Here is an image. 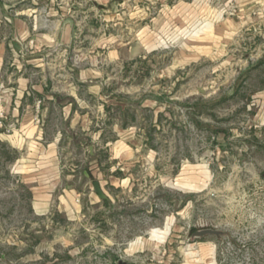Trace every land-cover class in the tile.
Returning a JSON list of instances; mask_svg holds the SVG:
<instances>
[{"label":"rangeland","instance_id":"374dc122","mask_svg":"<svg viewBox=\"0 0 264 264\" xmlns=\"http://www.w3.org/2000/svg\"><path fill=\"white\" fill-rule=\"evenodd\" d=\"M210 1L234 12L233 2ZM177 26V37L169 27L160 33L168 46L162 64L186 39V23ZM246 32L235 43L227 39L221 57L177 73L174 84L162 81L163 95L178 99L162 100L171 117L150 128L156 158L132 168L133 185L104 183L107 199H100L79 174L87 162L76 160L82 208L70 218L33 212L15 172L19 152L1 129L0 264H264V124L256 97L264 88V24ZM131 109L130 120L150 121L148 111ZM94 148L104 160L100 144ZM199 229L214 233L193 236Z\"/></svg>","mask_w":264,"mask_h":264},{"label":"crops","instance_id":"0c3cea01","mask_svg":"<svg viewBox=\"0 0 264 264\" xmlns=\"http://www.w3.org/2000/svg\"><path fill=\"white\" fill-rule=\"evenodd\" d=\"M228 2L230 14L210 0H0L1 132L19 152L15 172L35 214L80 213L76 160L87 162L79 174L102 190L104 183L130 187L132 168L153 166L150 128L155 132L161 115L171 117L166 102L178 99L163 95L162 81L174 84L177 73L224 55L227 39L235 43L264 24V0ZM177 23L188 26L186 39L162 64L168 46L160 35L169 27L177 37ZM256 97L264 124V88ZM133 107L148 111L150 121L130 120Z\"/></svg>","mask_w":264,"mask_h":264},{"label":"water","instance_id":"95a60500","mask_svg":"<svg viewBox=\"0 0 264 264\" xmlns=\"http://www.w3.org/2000/svg\"><path fill=\"white\" fill-rule=\"evenodd\" d=\"M92 184H93V189L97 193L98 197L100 199H107V196L103 192L99 182L97 180H94ZM210 233H214V232L211 229H199L193 232V236L200 237Z\"/></svg>","mask_w":264,"mask_h":264},{"label":"built area","instance_id":"2783aa9c","mask_svg":"<svg viewBox=\"0 0 264 264\" xmlns=\"http://www.w3.org/2000/svg\"><path fill=\"white\" fill-rule=\"evenodd\" d=\"M3 87H4V85L0 81V89H2ZM4 116H5V111H4L3 106L1 105V102H0V130L5 128V124L3 121Z\"/></svg>","mask_w":264,"mask_h":264}]
</instances>
